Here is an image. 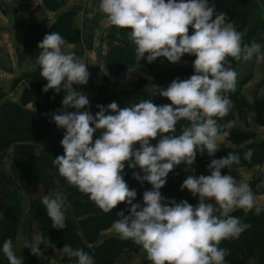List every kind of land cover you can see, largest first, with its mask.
Wrapping results in <instances>:
<instances>
[{"label": "clouds", "instance_id": "obj_1", "mask_svg": "<svg viewBox=\"0 0 264 264\" xmlns=\"http://www.w3.org/2000/svg\"><path fill=\"white\" fill-rule=\"evenodd\" d=\"M98 8L111 26L131 30L136 65L145 54L149 64L161 57L176 64L190 55L195 56L194 74L174 79L167 88L151 85L156 89L154 95L167 98L170 104L157 106L146 99L120 108L112 102L97 106L94 116L83 110L91 107L87 95L73 87L87 85L88 65L70 51L73 46L63 36L45 35L36 58L40 75L47 81L43 91L64 92L62 107L52 114L56 126L65 130L64 154L53 163L69 185L88 195L103 212L113 211L121 203L129 206L127 215L118 213L111 229L121 239L141 246L151 264H225L230 253L220 247L221 242L238 239L251 227L230 213L254 209L259 215L264 211L250 185L231 175L240 156L229 153L212 159L210 175H189L183 181L182 190L199 197L196 206L187 200L166 202L160 190L177 166L192 168L197 152L214 157L219 142L230 135L232 123L219 122L233 108L227 93L235 91L238 73L229 58L237 63L253 58L264 62L262 46L255 40L244 43L245 33L224 12H217L210 0H100ZM101 70L107 75L104 67ZM182 120L188 124L176 135V125ZM252 155L250 149L244 159L251 161ZM125 163L144 174L134 172L136 180L152 186L143 193V206L133 203L137 193L124 179ZM225 168L229 174H222ZM64 201L60 191L42 198L52 227L58 230L66 228ZM23 248L41 255L39 244L27 238ZM2 251L8 264H24L12 239L4 241ZM58 253L69 260L75 258L77 264H94V258L83 249L68 244Z\"/></svg>", "mask_w": 264, "mask_h": 264}, {"label": "trees", "instance_id": "obj_2", "mask_svg": "<svg viewBox=\"0 0 264 264\" xmlns=\"http://www.w3.org/2000/svg\"><path fill=\"white\" fill-rule=\"evenodd\" d=\"M254 0H210L216 5L217 12H224L230 21H233L237 30L244 32V43L252 41L264 42V17L261 15V10L253 8L256 13V22L249 23L247 6ZM43 6L51 11L58 12L61 1L57 0H42ZM264 0H262V5ZM75 16V11H67L56 14L49 27L38 35L37 39L28 46V51H34L39 54L38 45L44 39L45 35L50 33H58L65 39L67 44H78L80 40V31L74 29L71 25L72 19ZM130 29H118V36L122 43L112 46L107 53V59L104 68L107 75L102 71L100 83L108 89V93L100 96L98 106L107 107L112 102H116L120 108L132 106L141 100L151 99L157 106L170 104L171 102L160 95H154L156 89L142 88L144 85H158L163 88L174 79H186L187 75L194 71L193 62L195 56L184 55L181 60L188 61L186 66H179L170 63L165 58H157L153 63L147 62V54L145 58L139 62V66L135 63V46L129 40ZM189 34H192V29H189ZM77 56V52H74ZM234 70L238 64L236 61L229 58ZM178 65V66H177ZM137 70L151 77V81L138 79L133 84L129 85L130 90H138L142 92L140 95L133 91H117L112 90L115 86L114 77L123 73L126 70ZM40 67L34 62L31 69H26L21 72L12 81V86L19 85L23 82H28V87L25 88L21 95L19 103L4 101L5 92L0 85V132L14 135L16 130L15 125H18L21 131L36 130V129H54L56 124L52 120V114H55L62 107V99L64 92L59 94L49 90L47 93L43 91L47 81L40 75ZM248 78H244L240 82V86L246 83ZM77 90V85L73 86ZM128 88V89H129ZM233 102V108L237 111H253L260 102H254L250 105L245 103L240 94L239 89L234 92L227 93ZM31 102L36 105L39 110H30L25 108L27 103ZM44 105H49L46 110H40ZM70 111H74L71 110ZM99 108L97 107V112ZM53 112V113H52ZM52 113V114H51ZM258 117V116H257ZM226 118V117H225ZM224 118V119H225ZM181 122V121H180ZM184 122V120H182ZM188 122V121H187ZM223 123V121H219ZM188 124V123H187ZM187 124H184L186 126ZM181 131L178 133L180 134ZM99 133L94 136V140L98 138ZM4 137L1 136L0 139ZM234 144H239L248 139V136L238 129H230V135L226 138ZM157 141H153L156 143ZM238 146V145H237ZM138 149L139 144L135 145ZM252 150L253 155L251 161L244 159V154ZM229 153H235L240 156V164L233 165L232 168L253 167L264 162V141L241 146L233 149L223 147L214 157H209L204 161L203 166L193 168L189 175H210L208 165L212 159H220L227 156ZM64 149L61 141L52 142L46 146L43 152L37 154L26 155L18 151L13 152L12 159L9 165V178L5 177V171L2 173L3 192L5 199L9 201L5 205V201H0V264H8L6 257L3 255V243L7 239H12L16 249V232L19 226V219L23 215L20 201L21 199L8 190L7 184L14 188L13 181L19 182V188L23 189V181L30 180L40 184L43 188L40 199H35L28 196L27 215L31 226L36 227V231L40 234L42 242L39 244L44 255H49L54 250L62 249L65 244L70 245L74 249H83L86 253L94 258V264H119L124 253L127 250L136 255V250L139 248L132 240L121 239L118 235H108L104 237L102 232L111 228L114 221L119 219L118 213L124 211L128 214L129 206L125 203L119 204L113 211L108 213L99 209L92 202L88 195L81 193L77 187L69 185L67 181L59 175L58 167L53 161L56 157L62 156ZM46 159L47 166L44 167L40 162L41 158ZM137 172L143 176L140 169H130L125 163L124 179L129 186V189H134L137 193L136 200L133 203H140L143 206V193L152 189V186L144 181L136 180L133 173ZM51 173L56 177L60 187H56L51 179ZM186 179V178H185ZM13 180V181H12ZM182 180L179 177L174 181H167L161 189V194L166 198V202L175 200L177 203L187 199L190 203H198L199 197L193 196L187 189L181 188ZM15 189V188H14ZM60 191L65 196L64 215L66 228L58 230L52 227V221L47 215V211L42 204V198L50 192ZM1 198V196H0ZM66 201L69 202V209L66 208ZM231 215L239 218L242 223L250 224L251 227L241 234L238 239L225 240L221 242L220 247L228 249L229 255L225 258V264H248V259L255 258L259 264H264V211L259 215L255 214V210L245 212L242 209L234 210ZM28 264H38L32 253L27 255ZM62 264H77L75 258L69 260L67 257H62Z\"/></svg>", "mask_w": 264, "mask_h": 264}, {"label": "crops", "instance_id": "obj_3", "mask_svg": "<svg viewBox=\"0 0 264 264\" xmlns=\"http://www.w3.org/2000/svg\"><path fill=\"white\" fill-rule=\"evenodd\" d=\"M57 1H61L58 11L59 13L75 11V16L72 19L71 25L74 29H78L80 31L81 45H79V43L76 45L71 44L73 47L70 49V51H76L77 57L80 60L84 59L81 48L83 46L92 47V44H95V40L102 38L105 33H107V38L113 37L114 40L117 41L113 44H110V47H108L109 49L114 45H119L122 43L120 37L118 36V28L111 26L107 22L104 14L99 11L98 6L100 0ZM247 11L249 23L254 24L256 22V13L248 8ZM58 12H51L47 10L42 4V0H0V50L2 55L5 53V57L0 55V69L3 71L5 78L10 76L12 77L14 75L16 78V76L19 74L18 72L21 73L26 69H31L33 67V63L36 62V58L39 54H36L31 50L27 52V48L33 44L38 35L46 31ZM95 15L102 16L104 18L103 20H100L102 17L99 20L92 19ZM98 32H101L100 36L95 35ZM115 37H117V39ZM259 44H261L262 51H264V42H259ZM3 49H5V51ZM108 50L100 54L98 64V66H100L99 68L93 66L95 64L91 62V59L89 60L91 65L87 66L88 70H91V73L93 70L97 72L96 79L98 80V83L95 81L93 84L94 86L91 85L92 88L96 89V91H92L93 93H97L95 96L96 99L97 97L107 94L109 89H106L105 86L101 85L100 83L102 74L101 69H103ZM93 53L94 52H90V58ZM95 53H97V51ZM187 64L188 62L185 61L179 62V66H186ZM136 71L137 70L134 71L132 69L126 70L114 77L113 80L115 82V86L112 87V90L126 92L129 88L128 83L131 82L127 81L128 83L123 85L124 83H119L118 78L121 79L129 72ZM139 74V76L142 75L141 73ZM244 78H248V80L246 83L240 86L239 84ZM244 78H240L238 80V88L235 90L239 89L241 96L248 105L254 102H260L261 104L254 108L253 111L247 112L246 110V113H244V111L238 112L236 107H234L232 108L230 114L223 120V123L225 121H230L232 123L231 129H238L245 133L248 136V139L247 144H243L249 145L259 141H264V62H256L253 66L252 74L250 73ZM129 81L132 80L130 79ZM90 95L93 94L91 93ZM14 103L18 102L14 101ZM225 140L228 148L237 149L241 146H244L242 144L234 146L232 142L227 139ZM219 151H217V153ZM33 154L38 155V153ZM222 174H229V170L226 168L222 169ZM231 175L236 177L238 182H247L254 193L257 205L264 208V162L253 167L232 168ZM26 181L27 180H25V185ZM41 196L42 193L36 192L34 198L40 199ZM27 222H29V220L26 221V223ZM103 233L104 232H102V234ZM23 234L24 236L22 238L21 236L18 238L17 235L15 250L17 256L24 259V264H28L27 255L32 252L29 248H23L21 242L27 238L33 243L40 244L42 239L40 234L36 231V227L31 226V224L30 228H28V231L24 232ZM40 251V256H35L32 254L38 264H62V256L58 253V250H54V252L49 255H44L42 249H40ZM252 261L253 262L249 261L248 264H258L256 260L253 259Z\"/></svg>", "mask_w": 264, "mask_h": 264}, {"label": "rangeland", "instance_id": "obj_4", "mask_svg": "<svg viewBox=\"0 0 264 264\" xmlns=\"http://www.w3.org/2000/svg\"><path fill=\"white\" fill-rule=\"evenodd\" d=\"M92 8H93V6H92ZM247 8L251 9L253 11H254L253 8H257L258 10H261V15H262V17H264V4L262 5V0L252 1L250 3V5L247 6ZM101 17L102 16H96L95 15L94 18H92V19L99 20ZM103 18L104 17H102L100 20H103ZM100 33L101 32H98L95 35L100 36ZM103 33H102V35H103ZM115 38L117 39V37H115ZM115 42H117V41L114 40L113 37L107 38V33H105L102 36V38L95 40V44L93 43L92 47H87V46L84 47L83 46L81 48V51L83 52V58L88 63L84 59H82L81 62L85 63L86 65H91L89 62V60L91 59V62H93L95 64L93 66L99 68L100 66H98V64H99L100 54L105 52L106 50H108L109 49L108 47H110V44H113ZM79 45H81V36H80V40H79ZM3 50L5 51V49H3ZM96 51H97V53H95ZM90 52H94L91 55V58H90ZM84 53H85V56H84ZM4 54L5 53H3V55H2L1 50H0V55L5 57ZM181 61L188 62L186 60H181ZM105 63H106V60L104 62L103 67L105 66ZM255 63H256L255 58H253L250 61H243L242 60L240 62L237 69L235 70L238 73L235 89L238 88V80L240 78H244L245 76L249 75L250 73L252 74V69H253V66ZM88 71L90 73V78H89L87 85H84V86L77 85V91H80V92L86 94L88 99H89L90 105H91L90 109H83V110H90L91 113L95 116V114L97 113V106H98L100 97H97V99H96L95 96L97 93H93L94 91H96V89L92 88V86H94L93 84L95 83V81H96V83H98V80L96 79L97 72L93 70V72L91 73L90 69ZM136 72H138V73H136ZM136 72H129L128 74L123 76L121 79L118 78L119 83H124L123 85H125L126 83L131 82L133 84L138 79L151 81V79H150L151 77L145 75L142 72H139V71H136ZM18 73H19L18 75H20V72H18ZM139 73H141L142 75L139 76L140 75ZM193 74H194V71L189 73L186 77L189 78ZM14 78H15V75L12 77L10 76V77L5 78L3 71L0 69V85L2 86V89L5 92V97H4L5 102H7V101H13L14 102L15 101V102L19 103L20 99L22 97V95H21L22 91L28 87V82H23L19 85L12 86V81ZM130 79L132 81H129ZM135 79H137V80H135ZM131 83H128V86ZM148 86L149 85H144L142 88H147V89H151V90L155 89L154 86H151V85L149 87ZM130 89L131 88H129L128 91H133L137 94L142 93L138 90H130ZM91 93L93 95H90ZM25 108L30 109V110H39V108L36 105L32 104L31 102L27 103L25 105ZM47 108H49V105L48 106L44 105L40 108V110H46ZM244 113H246V112H244ZM187 123L188 122L185 120H184V122H182V121L178 122V124L176 125L175 134L179 135L178 132L181 131L184 124H187ZM18 127H19L18 125H15L16 130L14 132V135H10L9 133H6V132L5 133L0 132L1 136L4 137V138L0 139V196H1L0 201L1 200L5 201V205L8 204L9 201L6 200L5 196H4L3 187H2V185H3L2 173H3V171H5V177L9 178V173H8L10 171L9 165H10V160L12 159L13 152L16 151L17 149H18V151L25 153L26 155L43 152L45 147L50 145L52 142L62 141L63 136L65 134L64 129L56 127L54 129H36V130L26 131V134H28V135H25L24 132L21 131L20 128H18ZM243 143L247 144V140H245V141H243L237 145L242 144V145L246 146ZM232 144L234 146L236 145L233 142H232ZM223 147H228L226 144V140L219 142V150ZM207 158H209V156L207 155L206 152L204 154H200L199 152H197V157H196L194 164L192 165V168L186 169V166L183 164L180 166H177L171 173H169L167 181H174V180H176L177 177H179V179L182 180V182H183L185 180V178H187L189 176V174H191V172L193 171V168L197 167V166H200V167L203 166L204 161ZM40 162L43 164V166L45 168L49 167V166H47L46 159H44L43 157L41 158ZM50 176H51V179L54 182V185L56 187L62 186L59 184L56 177L52 173ZM12 185L14 186L15 189L12 188L11 186H9V184H7L8 190L12 191L16 195V197L21 199L20 205H21V209L23 211V215L19 219V226L17 228L16 238H17V235H18V238L20 236L22 238L24 236L23 233L28 231V228H30V224H31L30 221L26 223V221L29 220L28 215H27V207H28L27 193L29 192V196L34 198L36 192H38V193L43 192V188L40 184H37V183L30 181V180L26 181V185H25V180L23 181V185H24L23 189L19 188V182L18 181H13ZM184 200H187V199H184ZM65 204H66L65 205L66 208L69 209V206H68L69 202L66 201ZM190 204H192L193 206H196L197 203H190ZM103 234H104V237H106L108 235H117L111 228L107 229ZM23 242H21L22 245H23ZM15 243H16V240H15ZM123 256L124 257L121 258L119 264H151V262L147 259L146 252L142 249L141 246H139V248H137L136 255H134L131 252V250L129 249L124 253ZM55 259H57V258H55ZM248 260L250 262H253L252 261L253 258L248 259ZM254 260H255V258H254Z\"/></svg>", "mask_w": 264, "mask_h": 264}]
</instances>
